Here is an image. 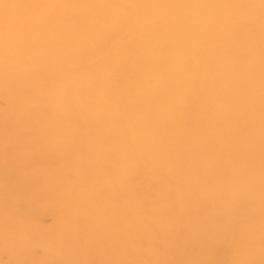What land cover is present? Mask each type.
<instances>
[{
    "label": "bare ground",
    "instance_id": "bare-ground-1",
    "mask_svg": "<svg viewBox=\"0 0 264 264\" xmlns=\"http://www.w3.org/2000/svg\"><path fill=\"white\" fill-rule=\"evenodd\" d=\"M15 2L189 7L15 11L17 39L7 70L0 40V119L19 135L35 129L36 139L25 141L20 161L25 194L0 165V261L192 264L206 240L194 242L189 232L179 237L174 228L185 211L183 192L222 191L215 185L221 173L236 182L242 153L251 172L244 190L262 187L264 136L254 126L261 110L259 8L224 7L259 0ZM234 69L241 77L221 88L220 76ZM222 93L242 107L233 124L208 116L219 109ZM209 128L220 133H212L214 140ZM53 159L60 170H51ZM124 176L130 181L122 190ZM146 176L159 180L166 196L173 190L175 204L154 219L142 210ZM239 187H226L229 213L219 227L230 244L225 254L209 252L205 264L264 259L261 196L246 211Z\"/></svg>",
    "mask_w": 264,
    "mask_h": 264
},
{
    "label": "rangeland",
    "instance_id": "rangeland-1",
    "mask_svg": "<svg viewBox=\"0 0 264 264\" xmlns=\"http://www.w3.org/2000/svg\"><path fill=\"white\" fill-rule=\"evenodd\" d=\"M232 76L240 78L241 77L240 69H234L230 72H227L221 75L219 78V84L221 88H225L228 86ZM196 82L199 85L198 88L204 89L203 88L205 84L204 79L200 78L196 80ZM188 98L191 101V98L190 97ZM238 102H235V98L231 100L226 94L222 93L221 98L218 99V102L216 103L219 109L217 111L209 113L208 116H210L215 121L222 120L225 123L233 124L236 120L237 113L240 111V114L241 115L243 114V111L241 110L242 107L239 106ZM207 103L208 104L213 103L212 98L208 99ZM185 105L186 103H182V102L179 103V106L182 111L186 110ZM205 110H207L206 107L203 109V114L206 113ZM260 117H261V110H260L259 116L256 118L254 122V126L256 128H258L261 125ZM204 118H207V117H204ZM1 123H3V121H1L0 119V165H2L4 167V170L8 172L12 181L17 182V186H19L21 188V192L25 194V186H24L23 179L21 178V171H22L21 167H23V163L20 161L21 159L23 160L24 156L26 155L25 151H27L29 147V144H25V141L36 139V131L35 129H32L28 126L26 127L27 128L26 132H23V130H25L23 129L22 133L19 135L17 134V131L12 130V128H3ZM209 129L210 131L207 132L208 138L210 140H214L215 137L212 135V133L214 135L216 134L219 135L220 133L217 130V133L215 132L216 133L215 134L214 133L215 129L214 130L213 128H209ZM167 136H172V134L170 135V132H169ZM224 137L225 136L223 135L222 138ZM246 156H247L246 153H242L241 155L242 170L236 182L229 179V177L225 173L219 174L218 179L215 181V185L221 187L222 191H219L217 193H206L200 189V190L193 191V192L192 191L183 192V197H184L185 202L182 205L183 207L181 208L182 209L184 208L185 211H184V214H180V215L177 214L176 217L174 218L178 222L177 224H175L174 228L178 227L177 233L179 237L189 232L190 234H192V236L191 235L189 236L194 242H199V241L203 242V240H200V239H205L206 241L203 242V245L204 244L205 246L207 245V247L204 246L205 248L203 247V249L200 251L202 253L197 252L196 254L197 257L199 256L200 257L199 259L196 258L197 259L196 261L192 260V262H195V264H205V262L208 261V257H210V253H212L213 251H219V250L224 249V254H225V250H226L225 247L230 244L229 234H227L224 231H220L219 229V227L226 221L228 217V213H229V210H228L229 194L226 190V187L231 186V185H235V187L240 186L237 193H238V196L243 198L244 203H246V211H250L251 204L254 203L256 200H258V197L261 196L262 187H256L250 193H247L244 190V185L246 184V182H248L249 176H251V172L249 173L250 171L249 162L250 161L248 160V158H246ZM60 163L61 162L58 159H53L51 170L53 171L60 170L61 169ZM262 173L263 171H260V176L262 175ZM166 175L167 173L164 172V176ZM71 177L72 179L75 178L72 174H70V178ZM128 181H130V178H128L127 176L126 177L124 176L123 178L120 179L119 185L122 190H124V188L128 186L127 185ZM140 182L141 184H144L146 186V189L144 191L145 198L143 197V209L142 210L144 214L147 215L148 219H154V217L158 215V213H162L164 211L163 206L168 208L170 205L175 204L174 198L171 195L173 190L167 187L169 189L170 196H166V193H164L166 192V189H164L165 187L162 185V183L159 180L146 176V177H143L140 180ZM159 188H160V191H159ZM120 198H119V202L122 203L120 201ZM236 204H237L238 209H242L244 207V205L239 202ZM25 205L26 207H28L27 201L25 202ZM153 206L155 207V211H154ZM158 206L160 208H158ZM146 208H148V210ZM53 212L48 213L47 220L49 223L53 221ZM230 214L232 216H235L232 212H230ZM167 220L171 221L172 219L168 217ZM220 221H221V224H218ZM196 224L197 226H195ZM213 224H214V227H213ZM26 228L27 227L25 226L24 228H22V233L25 234ZM211 229L213 231H211ZM258 234L264 244V231H262V226L261 228L258 229ZM225 235L227 236V238H225L226 237ZM183 238H188V236L185 235ZM210 240L212 241V243ZM220 246L221 248H219ZM210 247H211V250H210ZM213 247L215 249L216 247L219 249L214 250ZM49 251L57 252L55 249H53V247ZM201 260H204V261H201Z\"/></svg>",
    "mask_w": 264,
    "mask_h": 264
},
{
    "label": "snow or ice",
    "instance_id": "snow-or-ice-1",
    "mask_svg": "<svg viewBox=\"0 0 264 264\" xmlns=\"http://www.w3.org/2000/svg\"><path fill=\"white\" fill-rule=\"evenodd\" d=\"M54 7H92V8H141V7H189L173 6V5H42V4H21L15 2V0H0V40H2L4 51H5V68L7 70L8 64L12 57V52L15 47L17 39V29L15 28V16L16 10L21 8L29 9H42V8H54ZM191 7H202V6H191ZM224 7H240L247 9L259 8V23H260V39H261V127L262 136H264V0H259L257 4H246V5H224ZM262 214H264V173H262ZM262 231H264V221H262ZM262 255H264V248H262ZM9 264H32L31 261H19L9 262ZM67 264H75V262H67ZM108 264H114V262H108ZM118 264V262H117ZM160 264V262H155ZM185 264V262H180ZM195 264V262H192ZM236 264H255L254 261L236 262ZM260 264H264V259H261Z\"/></svg>",
    "mask_w": 264,
    "mask_h": 264
},
{
    "label": "clouds",
    "instance_id": "clouds-1",
    "mask_svg": "<svg viewBox=\"0 0 264 264\" xmlns=\"http://www.w3.org/2000/svg\"><path fill=\"white\" fill-rule=\"evenodd\" d=\"M0 264H5V262H3V261H0Z\"/></svg>",
    "mask_w": 264,
    "mask_h": 264
}]
</instances>
